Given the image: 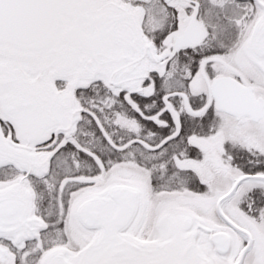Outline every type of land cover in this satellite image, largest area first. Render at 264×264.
<instances>
[{
    "label": "snow or ice",
    "instance_id": "6c2138e0",
    "mask_svg": "<svg viewBox=\"0 0 264 264\" xmlns=\"http://www.w3.org/2000/svg\"><path fill=\"white\" fill-rule=\"evenodd\" d=\"M0 264H264V0H0Z\"/></svg>",
    "mask_w": 264,
    "mask_h": 264
}]
</instances>
